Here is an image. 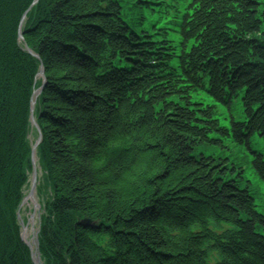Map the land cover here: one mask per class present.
<instances>
[{
  "label": "trees",
  "instance_id": "trees-1",
  "mask_svg": "<svg viewBox=\"0 0 264 264\" xmlns=\"http://www.w3.org/2000/svg\"><path fill=\"white\" fill-rule=\"evenodd\" d=\"M32 2L0 0V264H33L17 211L41 65L47 264H264L242 167L201 151L242 147L264 181V0H39L18 41Z\"/></svg>",
  "mask_w": 264,
  "mask_h": 264
},
{
  "label": "rangeland",
  "instance_id": "rangeland-1",
  "mask_svg": "<svg viewBox=\"0 0 264 264\" xmlns=\"http://www.w3.org/2000/svg\"><path fill=\"white\" fill-rule=\"evenodd\" d=\"M30 6V5H29ZM30 7L27 8V11ZM153 18V17H152ZM151 18V20H152ZM154 19V18H153ZM155 22V21H153ZM43 67V66H42ZM41 70V66H39L38 71L35 74V81L37 83L42 82V76L39 75V71ZM44 74V70H43ZM40 86V85H39ZM35 88L34 90L38 91ZM38 97L36 96L35 100L33 101V104H37ZM36 101V102H35ZM36 122V121H35ZM226 125L229 123L224 122ZM41 133V131H40ZM38 128L33 125L31 122L30 128H29V134H28V140L31 143V172H27L28 180L26 182V185L24 186L23 194H22V200L18 206L17 211V219L19 220L20 224V236L22 242L26 244V246L29 249V252L31 253V260L33 264H47L48 261L43 257V253L40 249V243L38 241L39 239V233L40 228L42 225V216L45 214V208L44 204L46 205L51 189L49 188L46 180L43 178L44 171L42 170L41 164L39 163V156L37 153L38 145L40 144V141L42 139V136L40 135ZM40 137V141L37 142V140ZM251 142L254 144V147L256 149H259L261 153H264V138L259 137L258 135L254 134V136L251 137ZM225 145H227L226 148L221 149L218 145H205L201 146V151H204L206 155L211 154H219L220 156L225 157V159L229 160L228 164H232L234 162L238 163L239 166L242 167V177L245 181L240 183V185L243 187L248 186L250 190L254 193V198H256V206L257 209L260 210L262 214H264V182L260 179L259 176L255 174V170L252 166L251 159L252 155L248 151H246L244 148L236 146L235 144H232L228 141L225 142ZM204 153V154H205ZM36 158V163L38 164V169H36V165L34 162V159ZM240 172V170L234 171L231 175L234 176ZM34 179V188L32 187V181ZM51 199V197H50ZM32 211V214H31ZM31 216H33L34 223L32 225ZM29 224V234L28 237H23V231L21 230V227L23 225Z\"/></svg>",
  "mask_w": 264,
  "mask_h": 264
},
{
  "label": "bare ground",
  "instance_id": "bare-ground-1",
  "mask_svg": "<svg viewBox=\"0 0 264 264\" xmlns=\"http://www.w3.org/2000/svg\"><path fill=\"white\" fill-rule=\"evenodd\" d=\"M37 94H38V91H35L34 92V95H33V97H32V99L33 100H35V98H36V96H37ZM34 162H35V165H36V169H38V164L36 163V158L34 159ZM31 214H32V211H31ZM33 218V216H31V220H32V225H33V223H34V220L32 219ZM34 226V225H33ZM21 230L23 231V237L25 238H27L28 237V234H29V224L28 225H23L22 227H21Z\"/></svg>",
  "mask_w": 264,
  "mask_h": 264
},
{
  "label": "water",
  "instance_id": "water-1",
  "mask_svg": "<svg viewBox=\"0 0 264 264\" xmlns=\"http://www.w3.org/2000/svg\"><path fill=\"white\" fill-rule=\"evenodd\" d=\"M37 1V0H36ZM21 36V35H20ZM28 52L30 53V51L28 50ZM39 75L40 76H42V78H43V84H44V81H45V78H44V76H43V68H41V70L39 71ZM43 84H42V88L40 89V91L43 89ZM31 121H32V123H33V125H35V127H37V124H36V122L35 121H33V119L31 118ZM39 131V130H38ZM39 133H40V131H39ZM40 135H41V133H40ZM39 135V139L37 140V142L38 141H40V136ZM34 186V179H33V181H32V187ZM34 188V187H33Z\"/></svg>",
  "mask_w": 264,
  "mask_h": 264
}]
</instances>
